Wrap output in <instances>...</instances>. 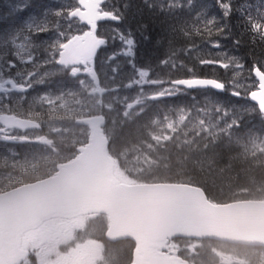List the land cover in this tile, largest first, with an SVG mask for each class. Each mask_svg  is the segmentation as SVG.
<instances>
[{"label": "snow or ice", "instance_id": "1", "mask_svg": "<svg viewBox=\"0 0 264 264\" xmlns=\"http://www.w3.org/2000/svg\"><path fill=\"white\" fill-rule=\"evenodd\" d=\"M36 8L34 0L0 4V142L29 146L0 153V178L22 182L54 149L63 120L83 111L80 169L101 162L118 187L148 186L169 222L221 207L209 191L218 177L264 155V0H215V10L204 0H142L131 18L129 0ZM226 41L247 46L251 66ZM142 44L164 47L165 58L139 63ZM197 65L229 79L198 74ZM37 86L45 90L30 97ZM220 93L253 103L226 104ZM183 96L192 103H177Z\"/></svg>", "mask_w": 264, "mask_h": 264}, {"label": "water", "instance_id": "2", "mask_svg": "<svg viewBox=\"0 0 264 264\" xmlns=\"http://www.w3.org/2000/svg\"><path fill=\"white\" fill-rule=\"evenodd\" d=\"M150 191L143 184L118 187L101 162L87 169H80L75 159L60 165L52 178L0 195L4 206L0 209V264H18L25 258L26 253L18 249V236L42 219L93 212L107 215L108 240L134 243L131 264H180L178 258L162 253L173 238L264 247V202L225 204L207 217L185 214L184 219L169 222L151 202Z\"/></svg>", "mask_w": 264, "mask_h": 264}, {"label": "rangeland", "instance_id": "3", "mask_svg": "<svg viewBox=\"0 0 264 264\" xmlns=\"http://www.w3.org/2000/svg\"><path fill=\"white\" fill-rule=\"evenodd\" d=\"M53 6L57 4H68V0H53ZM71 1V0H70ZM36 5L37 3L34 2ZM208 4V3H207ZM118 47V45H117ZM113 50L112 46H109L107 51L110 53ZM227 50L234 54L228 47ZM215 51V50H213ZM235 55V54H234ZM123 59V58H121ZM215 69H219L218 67ZM224 71L223 69H220ZM107 71V69H105ZM130 70L126 67L123 68V72L127 74ZM102 79L104 80L103 74H101ZM229 79V76H228ZM33 96L37 92H31ZM134 94V90L129 92V95ZM221 96H227L226 104L235 105L237 103L245 104L244 101H237L236 98L227 95L226 93H220ZM194 95L197 96L201 101L204 99L203 93L196 92ZM186 101V104H191L192 100L189 96L181 97L180 101ZM248 104V103H247ZM61 114H62V110ZM83 111H76L71 114L70 117L63 120V129L59 134H63L65 138L61 137L56 139V141L63 140L66 142V146L60 151L59 148L54 149L44 153L42 152L39 156L38 162L35 167H29L27 173L23 174V177H27V174L36 172L39 167L44 171L52 170L53 163L59 162L67 155L64 154V151H69L70 148L76 146L77 141H81L83 136L86 135L85 131L73 125V121L77 117L84 116ZM258 126V121H254ZM58 136H61L59 135ZM57 143V142H56ZM56 146V144H55ZM72 146V147H71ZM29 146L26 144H8L7 146L0 142V153L8 150L9 152H16L23 155L27 152ZM248 161L256 164H264V155L257 156L255 158H250ZM10 177L5 176L0 178V185L7 184ZM20 182V181H17ZM82 220H74L70 225H66L61 222H55L60 224V227L49 236H38L31 235L27 236V248L35 249L34 246L38 248L46 245L48 253L40 251V253H34L32 259L27 262V264H110L107 260H104L101 248L98 242L88 241V239H82L83 236L77 237L74 231L81 226ZM91 233V232H88ZM87 234V233H86ZM90 236V235H88ZM177 248L182 249V251H196L205 253V257L208 255V260H203L201 264H264V251L252 250V249H240L232 247L226 244L221 243H210L205 242L203 244L191 243L188 246L176 245Z\"/></svg>", "mask_w": 264, "mask_h": 264}, {"label": "trees", "instance_id": "4", "mask_svg": "<svg viewBox=\"0 0 264 264\" xmlns=\"http://www.w3.org/2000/svg\"><path fill=\"white\" fill-rule=\"evenodd\" d=\"M129 2L132 5V8L129 11V17L131 18L132 14L135 13L137 6H142V0H129ZM206 3L215 4V0H204ZM234 2L239 3V0H234ZM257 3L260 2V0H256ZM206 3V4H207ZM213 10L214 7H212ZM148 14L145 10V19H147ZM233 24H236L235 17L233 18ZM235 30V29H234ZM155 35V33H154ZM227 47L238 57L244 56L247 60L248 66H251V60L247 58V53L249 51V48L247 46H241L238 50L232 48L231 41H226ZM163 59L165 58V48L161 47L158 50H154L153 46L151 44H142L141 48L139 49L138 53V62L143 63L144 61H147L151 59L153 63L157 61V59ZM197 67L201 68V71L198 72V74H201L203 76H212V69L210 70L209 67L204 66L201 67L197 65ZM216 70V76H220L224 79H228V74L225 73V71H221L220 69H213ZM174 76H182L183 72H176L173 73ZM224 103L225 100H222ZM48 174H38L36 176H29L27 177L28 181H34L36 179L46 177ZM162 178H164V174L161 173ZM147 179V177H145ZM175 179V177H173ZM210 195L216 199L219 203L221 202H227L230 200L232 196L235 195H249L251 198H255L256 200H264V165L252 163L250 161H244L241 162L237 166V169H233L231 172H226L223 174V176H219L215 185L212 186L210 189ZM242 191H246V193H243ZM120 246V247H119ZM121 246L126 249L127 254L126 257L130 258V252H129V244L128 243H118V244H112L110 245L111 253L112 255L117 254L121 250ZM179 255L185 259L188 260V257L186 256V253L183 251L179 252ZM191 261L193 264H201L203 263V260L208 259L205 257V253H200L199 251L190 254Z\"/></svg>", "mask_w": 264, "mask_h": 264}, {"label": "bare ground", "instance_id": "5", "mask_svg": "<svg viewBox=\"0 0 264 264\" xmlns=\"http://www.w3.org/2000/svg\"><path fill=\"white\" fill-rule=\"evenodd\" d=\"M206 3H207V2H206ZM207 5H208L209 8H212V6H211V2L208 3ZM41 38H43V37H41ZM199 71H201V68L197 67V72H199ZM211 73H212V76H216L217 71L212 69ZM199 93H201V92H199ZM178 103L186 104V101L183 100V101H179ZM62 137H64V135H62ZM56 142H57V143H56V146H55V147H56V149L59 148L60 151L66 146V142L63 141V140L56 141ZM77 142H78V141H77ZM60 165H61V164H60L59 162H55V163H53V167H56V168H57L58 166H60ZM53 167H51V168H53ZM76 236H77V237L83 236L80 240H82V239L84 238V239H88V241L97 242L94 238L88 236V235H87L86 233H84V232H79V233L76 234Z\"/></svg>", "mask_w": 264, "mask_h": 264}, {"label": "flooded vegetation", "instance_id": "6", "mask_svg": "<svg viewBox=\"0 0 264 264\" xmlns=\"http://www.w3.org/2000/svg\"><path fill=\"white\" fill-rule=\"evenodd\" d=\"M50 220H61V219H50ZM76 220H105L104 218H100L98 216H91V217H80V219H76ZM50 230V226L49 224L45 223L44 225H42L39 229L38 232L40 234H45Z\"/></svg>", "mask_w": 264, "mask_h": 264}]
</instances>
